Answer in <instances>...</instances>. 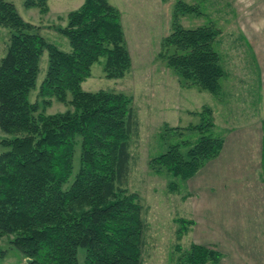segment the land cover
<instances>
[{
	"label": "trees",
	"instance_id": "trees-1",
	"mask_svg": "<svg viewBox=\"0 0 264 264\" xmlns=\"http://www.w3.org/2000/svg\"><path fill=\"white\" fill-rule=\"evenodd\" d=\"M43 2L25 5L41 3L46 10ZM184 11L189 10L179 2L176 13ZM65 20V26L53 29L68 40L67 51L25 22L12 3L0 0V26L9 30L0 59V131L6 136L0 154V237L12 238L10 244L35 264H144L142 207L138 195L126 188L132 99L81 88L102 58L108 79L129 70L120 14L108 0H84ZM219 35L209 25L183 28L174 17L161 57L184 86L218 94L224 71L213 44ZM44 53L40 101L30 102ZM52 99L67 110L47 114ZM212 126L202 117L193 128L200 136L173 144L152 167L165 169L173 179L193 178L224 146L222 137L208 133ZM182 254L177 264H219L221 259L216 250L194 244Z\"/></svg>",
	"mask_w": 264,
	"mask_h": 264
},
{
	"label": "rangeland",
	"instance_id": "rangeland-1",
	"mask_svg": "<svg viewBox=\"0 0 264 264\" xmlns=\"http://www.w3.org/2000/svg\"><path fill=\"white\" fill-rule=\"evenodd\" d=\"M4 1L39 28L48 42L69 49L68 40L54 29L65 26L66 15L84 0H45L46 10L41 3L27 7L31 0ZM108 2L119 11L131 65L122 78L108 79L102 58L92 65L81 88L120 92L132 99L126 188L138 195L142 207L144 264H177L193 244L220 253L219 264H264V0ZM179 2L189 11L176 13ZM174 17L183 28L209 25L219 30L213 44L224 71L218 94L184 86L162 59L161 47ZM8 42L9 30L0 26V59ZM46 66L44 53L30 102L40 101L37 94ZM67 107L52 99L45 111L62 113ZM202 117L213 124L208 133L224 139L219 157L188 181L153 168V160L173 144L194 142L200 136L193 128ZM5 137L0 131V154ZM10 239L0 237V264H35Z\"/></svg>",
	"mask_w": 264,
	"mask_h": 264
},
{
	"label": "water",
	"instance_id": "water-1",
	"mask_svg": "<svg viewBox=\"0 0 264 264\" xmlns=\"http://www.w3.org/2000/svg\"><path fill=\"white\" fill-rule=\"evenodd\" d=\"M30 260H28V262H29Z\"/></svg>",
	"mask_w": 264,
	"mask_h": 264
}]
</instances>
